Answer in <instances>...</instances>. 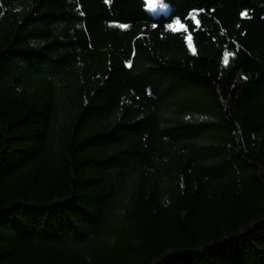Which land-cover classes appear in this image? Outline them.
Instances as JSON below:
<instances>
[{
	"label": "trees",
	"instance_id": "obj_1",
	"mask_svg": "<svg viewBox=\"0 0 264 264\" xmlns=\"http://www.w3.org/2000/svg\"><path fill=\"white\" fill-rule=\"evenodd\" d=\"M147 2L0 0V264H264V0Z\"/></svg>",
	"mask_w": 264,
	"mask_h": 264
},
{
	"label": "snow or ice",
	"instance_id": "obj_2",
	"mask_svg": "<svg viewBox=\"0 0 264 264\" xmlns=\"http://www.w3.org/2000/svg\"><path fill=\"white\" fill-rule=\"evenodd\" d=\"M104 2L108 3L109 0H104ZM155 7H156V5L153 3V0H148V2H147V10L149 12H151V11L154 10ZM81 15H83V13H81ZM184 15H186L189 18V21H190V23L187 26L185 24L181 23V19L184 18L183 16H181V18H178V19L174 20L172 23H168L167 24V28L169 30L173 31V32L177 31V29H183L184 33H189L190 27H191V21H195V25H196L197 28H199L201 26V21L198 20L195 15H192L191 13H187V12ZM240 16L242 18H245L247 16V13L246 12H241ZM115 26L118 27V28H127L128 27V25L124 24V23H117ZM153 27H156V25H153ZM186 39H187L189 50L193 53V55H195L196 52H195V49L192 46V36L189 34L186 37ZM230 55H232V53H229L227 51L224 52V61L223 62H224L225 65H228V58H229Z\"/></svg>",
	"mask_w": 264,
	"mask_h": 264
},
{
	"label": "rangeland",
	"instance_id": "obj_3",
	"mask_svg": "<svg viewBox=\"0 0 264 264\" xmlns=\"http://www.w3.org/2000/svg\"><path fill=\"white\" fill-rule=\"evenodd\" d=\"M146 1H148V0H146ZM153 2H154V0H153Z\"/></svg>",
	"mask_w": 264,
	"mask_h": 264
}]
</instances>
